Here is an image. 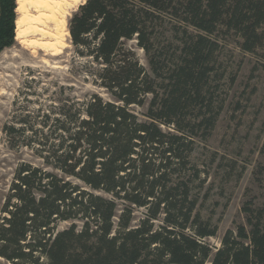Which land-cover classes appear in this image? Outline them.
<instances>
[{
    "label": "trees",
    "instance_id": "obj_1",
    "mask_svg": "<svg viewBox=\"0 0 264 264\" xmlns=\"http://www.w3.org/2000/svg\"><path fill=\"white\" fill-rule=\"evenodd\" d=\"M15 8L16 0H0V51L15 39ZM263 21L264 0L81 4L70 20L73 42L103 65L101 84L116 101L95 93L84 108L64 110L56 137L26 143L37 144L46 164L64 176L28 162L18 166L2 207L0 264H264V207L245 204L248 227L228 229L214 248L204 238L218 227L197 211L189 171L197 166L188 167L197 127L210 131L218 114L211 112L218 72L213 34L220 25L241 29L252 50ZM166 31L178 42L170 64L154 45ZM134 38L150 71L125 44ZM148 93L147 119H141L130 107L142 105ZM137 207L146 208L143 217H135ZM63 221L69 224L59 228Z\"/></svg>",
    "mask_w": 264,
    "mask_h": 264
},
{
    "label": "rangeland",
    "instance_id": "obj_2",
    "mask_svg": "<svg viewBox=\"0 0 264 264\" xmlns=\"http://www.w3.org/2000/svg\"><path fill=\"white\" fill-rule=\"evenodd\" d=\"M22 1L32 13L29 0ZM85 1L79 0L69 10L65 45L59 54L49 55L42 50L34 53L17 40L16 20L22 13L17 10L19 0H16L15 39L0 51V219L5 215L2 207L21 163L28 162L64 176L62 171L46 164L36 152L37 144H33L34 147L26 144L29 139L55 136L58 132L53 129L58 121L67 119L64 110L69 106L73 111L84 108L95 93L105 100L116 101L101 84L98 71L103 65L81 53L72 39L71 17ZM182 30L178 37L183 35ZM189 30L198 31L191 25ZM244 34L241 29H228L224 25L213 34L218 41L215 53L218 72L211 83L214 100L211 112L218 114L210 131L204 126L197 127L189 157L188 167L196 165L195 173L198 170V175L194 176L189 169L194 174L192 192L199 198L197 211L218 227L216 235L204 238L214 248L221 246L228 229H236L238 224L248 227L242 209L245 204L264 207V21L257 26L259 39L252 50L244 47ZM172 35L166 31L154 41L156 47L163 48L166 64L175 60L173 53L178 47ZM125 44L150 71L148 56L137 38L126 40ZM151 99L152 94L148 93L142 105L132 104L130 108L141 119H147ZM161 125L166 131L173 129ZM9 127H15L17 132L11 133ZM67 178L93 190L76 177ZM96 192L113 197L108 192ZM118 203L123 207L121 200ZM145 213V207H137L135 217H143ZM163 217L161 214L156 222L160 224ZM68 224L69 221H63L59 228Z\"/></svg>",
    "mask_w": 264,
    "mask_h": 264
},
{
    "label": "bare ground",
    "instance_id": "obj_3",
    "mask_svg": "<svg viewBox=\"0 0 264 264\" xmlns=\"http://www.w3.org/2000/svg\"><path fill=\"white\" fill-rule=\"evenodd\" d=\"M78 3L79 0H29L33 8L30 13L26 4L19 0L17 10L22 15L16 21L17 40L32 48L34 53L42 50L49 55L59 54L68 36L66 18Z\"/></svg>",
    "mask_w": 264,
    "mask_h": 264
}]
</instances>
